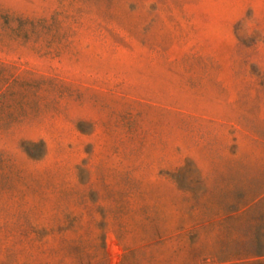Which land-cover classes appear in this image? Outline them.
Returning <instances> with one entry per match:
<instances>
[{
  "label": "rangeland",
  "instance_id": "374dc122",
  "mask_svg": "<svg viewBox=\"0 0 264 264\" xmlns=\"http://www.w3.org/2000/svg\"><path fill=\"white\" fill-rule=\"evenodd\" d=\"M0 264H264V0H0Z\"/></svg>",
  "mask_w": 264,
  "mask_h": 264
}]
</instances>
